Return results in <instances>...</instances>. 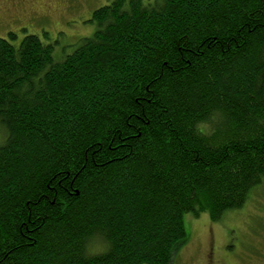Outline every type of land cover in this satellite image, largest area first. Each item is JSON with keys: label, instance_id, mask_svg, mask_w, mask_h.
Returning <instances> with one entry per match:
<instances>
[{"label": "trees", "instance_id": "trees-1", "mask_svg": "<svg viewBox=\"0 0 264 264\" xmlns=\"http://www.w3.org/2000/svg\"><path fill=\"white\" fill-rule=\"evenodd\" d=\"M85 22L64 47L0 37V264H171L185 214L219 221L264 180V0Z\"/></svg>", "mask_w": 264, "mask_h": 264}, {"label": "rangeland", "instance_id": "rangeland-1", "mask_svg": "<svg viewBox=\"0 0 264 264\" xmlns=\"http://www.w3.org/2000/svg\"><path fill=\"white\" fill-rule=\"evenodd\" d=\"M108 1L0 0V37L8 31L17 39L25 32L45 31L47 41H56V47L71 45L93 32L94 25L85 21ZM183 225L187 243L171 264H207L209 258L215 264H264V180L240 208L226 212L219 221H211L206 213L185 214Z\"/></svg>", "mask_w": 264, "mask_h": 264}, {"label": "flooded vegetation", "instance_id": "flooded-vegetation-1", "mask_svg": "<svg viewBox=\"0 0 264 264\" xmlns=\"http://www.w3.org/2000/svg\"><path fill=\"white\" fill-rule=\"evenodd\" d=\"M207 264H215V263L211 258H209Z\"/></svg>", "mask_w": 264, "mask_h": 264}]
</instances>
